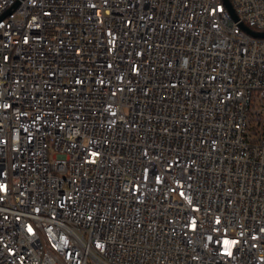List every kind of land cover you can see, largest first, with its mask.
<instances>
[{"label": "built area", "instance_id": "1", "mask_svg": "<svg viewBox=\"0 0 264 264\" xmlns=\"http://www.w3.org/2000/svg\"><path fill=\"white\" fill-rule=\"evenodd\" d=\"M0 0V264H264V0Z\"/></svg>", "mask_w": 264, "mask_h": 264}, {"label": "water", "instance_id": "2", "mask_svg": "<svg viewBox=\"0 0 264 264\" xmlns=\"http://www.w3.org/2000/svg\"><path fill=\"white\" fill-rule=\"evenodd\" d=\"M228 10L230 11L232 17L234 19H238V15L237 13L235 12V9L231 3L230 0H224ZM242 27L247 31L249 32L250 34L254 35V36H261V37H264V31H255L253 29H251L249 26L245 25L244 23H242Z\"/></svg>", "mask_w": 264, "mask_h": 264}]
</instances>
